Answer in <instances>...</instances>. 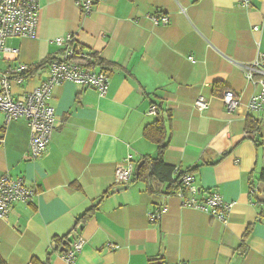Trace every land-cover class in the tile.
Returning a JSON list of instances; mask_svg holds the SVG:
<instances>
[{
    "label": "crops",
    "instance_id": "0c3cea01",
    "mask_svg": "<svg viewBox=\"0 0 264 264\" xmlns=\"http://www.w3.org/2000/svg\"><path fill=\"white\" fill-rule=\"evenodd\" d=\"M78 1L39 0L37 36L9 38L19 52L0 56V74H13L21 64L60 56L53 40L73 33L104 61L110 79L105 96L73 82L55 87L56 128L39 158L29 155L27 121L7 124L0 110V177L8 173L36 189L33 202L0 217L2 257L8 264L49 254L50 264H264V111L248 108L259 87L246 75L264 52V0L250 7L239 0H101L90 14ZM153 15L170 22L156 24ZM47 75L46 66L20 82L13 76L11 94L24 98ZM226 90L237 93L236 110L223 102ZM199 97L207 109L196 106ZM155 104L162 115L150 113ZM159 116L169 136L165 162L190 171L204 194L218 191L234 202L227 222L135 180L143 157L158 155L143 131ZM130 154L135 178L117 185L116 167ZM161 205L168 211L151 221L149 212ZM77 236L85 243L68 263L60 252Z\"/></svg>",
    "mask_w": 264,
    "mask_h": 264
},
{
    "label": "built area",
    "instance_id": "2783aa9c",
    "mask_svg": "<svg viewBox=\"0 0 264 264\" xmlns=\"http://www.w3.org/2000/svg\"><path fill=\"white\" fill-rule=\"evenodd\" d=\"M95 1L79 0L78 4L85 13L90 14ZM244 7H250L252 0H239ZM40 16L39 0H0V56L13 55L19 52L16 48H10L7 40L12 37L37 36ZM154 23L169 24L170 20L165 15H153ZM256 30L259 27L255 28ZM53 42L62 50L60 56L52 57L47 64V77L27 93L24 98L13 97L10 91L12 77L17 81L24 80V74L30 70L27 64L19 65L13 74H0V110L5 114L6 123L18 119H25L30 127L29 155L31 158H39L47 150L56 128V112L51 100L56 86L65 82L95 88L100 96L108 93L110 79L107 70L98 65L90 51L82 48L73 33L57 37ZM247 78L257 84L259 90L251 97L248 108L253 111H264V52L254 62L246 65ZM222 100L229 110H236L240 105L237 93L226 90ZM196 106L207 109L209 102L199 97ZM151 114H157L155 106L151 107ZM2 140L0 139V144ZM137 161L133 155H127L116 167L117 185L130 184L136 173ZM177 184L179 186L176 195L183 205L207 212L212 217L227 222L235 203L229 202L218 192L213 191L204 194L196 184L195 176L187 170H178ZM255 189L251 191L253 195ZM36 195V189L27 185L23 178H13L8 173L0 177V217L6 218L11 207L17 203H31ZM252 197V196H251ZM168 211V206L161 205L149 212V219L153 222L161 220ZM85 240L77 236L70 247L61 253V257L68 263H73L82 251ZM109 247H115L109 243Z\"/></svg>",
    "mask_w": 264,
    "mask_h": 264
},
{
    "label": "trees",
    "instance_id": "16d2710c",
    "mask_svg": "<svg viewBox=\"0 0 264 264\" xmlns=\"http://www.w3.org/2000/svg\"><path fill=\"white\" fill-rule=\"evenodd\" d=\"M91 54L95 59L96 63H98V65L102 66L104 64V61L100 60V58L97 57L94 53ZM50 60L51 58L49 57L43 60L41 63L37 64L36 66L31 67L30 70H28L24 74V78L29 77L33 75L36 71L46 67L47 64L50 62ZM215 86L216 88H218L219 85L216 84ZM153 106L157 108L158 110L157 114L162 115L164 111L163 109H161V105L155 104ZM167 120H171V114H168ZM248 125H249V130L252 131V133H255V136H258L259 134L258 124L252 126L251 120L249 119ZM143 134L147 140L157 145L158 155L156 157H151V156L143 157L145 162L141 167L140 173L138 176H136L135 180H141L145 182L147 185V190L152 194H157V193L175 194L179 188L176 178L174 179L173 177V175L176 173V167L166 163L164 160V155L169 146V136L166 126V119L162 118V116H159V118H157L155 121L145 126ZM257 142L259 143V139ZM260 179L264 182V170L261 172ZM253 190L254 189L252 188V191ZM92 211L93 210L88 211L82 217H80L78 219L77 224L87 221L91 217ZM249 232L250 229L247 230L245 237L248 236ZM68 237L69 236L67 235L62 239L56 238V240L58 242V241H62L65 238L68 239ZM68 244H69V240L65 241L64 246ZM64 251L65 250L61 251L60 253H63ZM51 260H52V256L50 254L48 255L46 261H41L38 258L33 257L30 261V264H50ZM0 264H8L1 254H0Z\"/></svg>",
    "mask_w": 264,
    "mask_h": 264
},
{
    "label": "water",
    "instance_id": "95a60500",
    "mask_svg": "<svg viewBox=\"0 0 264 264\" xmlns=\"http://www.w3.org/2000/svg\"><path fill=\"white\" fill-rule=\"evenodd\" d=\"M142 163H143V162H141V163L138 165V167H137V174H138V172H139V169H140Z\"/></svg>",
    "mask_w": 264,
    "mask_h": 264
}]
</instances>
